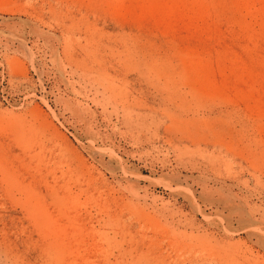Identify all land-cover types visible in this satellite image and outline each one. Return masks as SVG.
I'll return each mask as SVG.
<instances>
[{"label": "rangeland", "instance_id": "rangeland-1", "mask_svg": "<svg viewBox=\"0 0 264 264\" xmlns=\"http://www.w3.org/2000/svg\"><path fill=\"white\" fill-rule=\"evenodd\" d=\"M0 264H264V0H0Z\"/></svg>", "mask_w": 264, "mask_h": 264}]
</instances>
